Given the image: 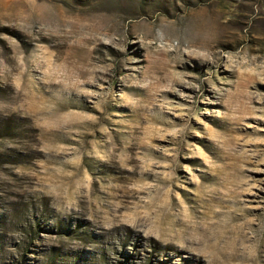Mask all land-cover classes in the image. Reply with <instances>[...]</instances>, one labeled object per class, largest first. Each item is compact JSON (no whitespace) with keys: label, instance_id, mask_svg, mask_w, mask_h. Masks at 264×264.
<instances>
[{"label":"rangeland","instance_id":"obj_1","mask_svg":"<svg viewBox=\"0 0 264 264\" xmlns=\"http://www.w3.org/2000/svg\"><path fill=\"white\" fill-rule=\"evenodd\" d=\"M0 264H264V0H0Z\"/></svg>","mask_w":264,"mask_h":264}]
</instances>
